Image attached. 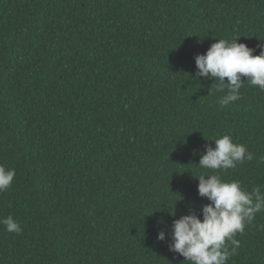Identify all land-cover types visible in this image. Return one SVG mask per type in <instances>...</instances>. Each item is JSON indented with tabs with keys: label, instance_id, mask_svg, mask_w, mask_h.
<instances>
[{
	"label": "trees",
	"instance_id": "obj_1",
	"mask_svg": "<svg viewBox=\"0 0 264 264\" xmlns=\"http://www.w3.org/2000/svg\"><path fill=\"white\" fill-rule=\"evenodd\" d=\"M235 36L264 50V0H0V219L22 228L0 223V264H188L172 225L210 203L206 146L230 133L254 159L218 174L264 185V91L221 107L196 79ZM236 239L227 264H264V212Z\"/></svg>",
	"mask_w": 264,
	"mask_h": 264
},
{
	"label": "clouds",
	"instance_id": "obj_2",
	"mask_svg": "<svg viewBox=\"0 0 264 264\" xmlns=\"http://www.w3.org/2000/svg\"><path fill=\"white\" fill-rule=\"evenodd\" d=\"M239 37L218 38L206 53L196 56V79L215 78L216 90L225 92L226 89L219 99L221 107L237 101L245 83L264 91V50L254 55L255 49L239 42ZM213 140L215 147L206 146L198 166L217 174L195 176L199 180V195L207 197L210 203L203 205L202 218L191 211L174 219L172 225L170 251L179 253L188 264H227L238 253L237 234L243 235L256 214L264 212V185L249 192L239 180H225L218 174L220 170L235 169L238 164L252 161L254 154L247 145L235 142L230 133ZM258 163H264V157ZM15 175V169L0 164V193L11 187ZM0 223L7 232H22L20 223L11 215L0 219ZM157 239L165 240L166 232L161 230Z\"/></svg>",
	"mask_w": 264,
	"mask_h": 264
}]
</instances>
